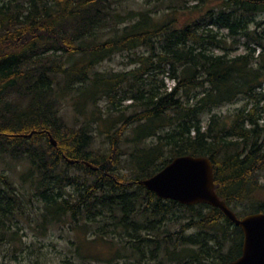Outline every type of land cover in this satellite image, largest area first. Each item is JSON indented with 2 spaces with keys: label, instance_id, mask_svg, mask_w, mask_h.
Instances as JSON below:
<instances>
[{
  "label": "trees",
  "instance_id": "1",
  "mask_svg": "<svg viewBox=\"0 0 264 264\" xmlns=\"http://www.w3.org/2000/svg\"><path fill=\"white\" fill-rule=\"evenodd\" d=\"M209 1L0 0V163L24 166L48 222L95 224L134 264L241 254L242 231L218 208L137 183L177 156L208 157L215 192L238 217L264 212L254 197L264 193V19L253 21L264 0L204 9ZM123 52L133 68L97 69ZM96 134L105 144L94 146ZM25 196L0 170V244Z\"/></svg>",
  "mask_w": 264,
  "mask_h": 264
},
{
  "label": "rangeland",
  "instance_id": "2",
  "mask_svg": "<svg viewBox=\"0 0 264 264\" xmlns=\"http://www.w3.org/2000/svg\"><path fill=\"white\" fill-rule=\"evenodd\" d=\"M137 1L141 2L142 0ZM220 1L210 0L204 9L214 8L220 4ZM196 2L197 0H191L189 3L195 4ZM262 19H264V14L258 13L253 21ZM249 27L250 29L255 28V23H250ZM221 31L225 32L224 30ZM243 41L244 38L239 39L238 50L235 53L244 51ZM143 51L141 49L138 52ZM128 59L129 57L125 52L117 53L97 65V69L100 71H121L133 68L134 65H125ZM164 83L168 88L173 85V81L170 79H165ZM261 91H264V85ZM243 102L244 99H240L235 103L221 105L215 108L213 113L221 116L228 115L240 107ZM71 115L72 109L66 107L65 117L71 119ZM207 117V115L204 116L203 125L206 124ZM94 140V146L98 147L105 144L102 135L96 134ZM0 170L8 175L20 194L26 195L23 199V211L15 210L14 217L10 221L13 225L7 234L10 240L0 244V264H134L133 259L125 257L124 254L116 258V244L120 241L119 237L108 234L104 238L113 239L116 244L104 243L105 241L97 236L95 224H92L93 230L88 231L89 229L82 227L83 223L81 222L75 225L66 219L51 223L43 218L42 214H39L42 212V203L32 196L27 183L23 182L22 174L26 170L23 165L7 158L0 163ZM254 197L264 200V193ZM94 237L98 240L91 242ZM107 259L112 260L108 261ZM144 261V264H152L147 259Z\"/></svg>",
  "mask_w": 264,
  "mask_h": 264
},
{
  "label": "water",
  "instance_id": "3",
  "mask_svg": "<svg viewBox=\"0 0 264 264\" xmlns=\"http://www.w3.org/2000/svg\"><path fill=\"white\" fill-rule=\"evenodd\" d=\"M48 138L56 146V141L49 133ZM68 161L73 163L75 160ZM137 183L163 199L185 205L203 203L218 208L232 223L239 226L243 235L240 256L219 264H264V212L238 217L215 192L212 164L208 157L177 156L157 173Z\"/></svg>",
  "mask_w": 264,
  "mask_h": 264
}]
</instances>
